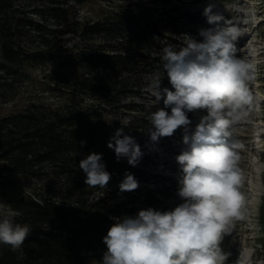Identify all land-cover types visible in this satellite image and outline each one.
<instances>
[{
    "label": "trees",
    "instance_id": "1",
    "mask_svg": "<svg viewBox=\"0 0 264 264\" xmlns=\"http://www.w3.org/2000/svg\"><path fill=\"white\" fill-rule=\"evenodd\" d=\"M88 1L24 0L38 16L34 20L16 0H0V100L9 91L6 77L54 58L60 70L50 73L53 90L66 96L57 106L31 103L0 118V203L14 212L16 223L32 229L16 251L0 244V264H91L107 250L103 237L117 218L157 208L159 199L149 192L113 200L110 188L129 165L125 158L117 161L107 144L119 128L132 136L151 127L149 115L163 107L148 91L153 74H159L161 89L174 90L162 50L185 46L184 30L174 26L178 7L171 0H153L161 9L111 0L118 10L83 22L76 8ZM180 15L186 24L193 21L189 12ZM128 98L141 102L126 103ZM93 152L102 154L111 174L106 188L87 186L79 168ZM168 185L180 188L179 180Z\"/></svg>",
    "mask_w": 264,
    "mask_h": 264
},
{
    "label": "clouds",
    "instance_id": "2",
    "mask_svg": "<svg viewBox=\"0 0 264 264\" xmlns=\"http://www.w3.org/2000/svg\"><path fill=\"white\" fill-rule=\"evenodd\" d=\"M213 7H205L203 15L208 24L217 25L224 18L215 14ZM248 17L255 25L258 23L254 12L249 11ZM225 23L223 28L201 29L202 42L188 37L179 50L173 45L163 48V69L174 90L161 89L158 73L150 78L155 102L159 105L163 101V107L148 117L151 142L156 144L161 137H170L182 128L183 143L188 145L176 157L182 170L178 195L184 202L170 211L148 208L135 217L117 218L103 237L107 250L99 264H224L230 255L223 252L220 242L232 231L236 220L245 218L238 151L242 145L234 131L245 106L252 102L248 82L255 68L237 56L234 42L241 30L230 21ZM255 55L260 56V52ZM256 101L257 125L251 123V140L254 128L264 130L258 118L264 105ZM200 109H205L207 115L190 131L187 113ZM80 143L83 146L86 141ZM107 147L114 150L117 161L127 158L131 166L143 156L140 145L124 134L123 128L115 131ZM79 168L89 187L106 188L111 180L100 153L88 154ZM138 187V181L128 172L119 184L121 193ZM31 234V226L16 223L0 203V244L16 251Z\"/></svg>",
    "mask_w": 264,
    "mask_h": 264
},
{
    "label": "rangeland",
    "instance_id": "3",
    "mask_svg": "<svg viewBox=\"0 0 264 264\" xmlns=\"http://www.w3.org/2000/svg\"><path fill=\"white\" fill-rule=\"evenodd\" d=\"M140 1L161 9L160 4H156V6L152 4L153 0ZM171 2L173 6L178 7L179 14L174 15L173 19H180L174 22V26H179L184 30L182 37L184 44L188 37L202 42L203 37L199 34L201 29L223 28L226 26L225 22L230 21L233 26L241 30L239 38L234 42L238 49L237 56L255 68L254 77L248 82V89L253 101L250 105L245 106V114L242 120L235 125L234 131L235 138L242 145L238 151L240 154L239 167L243 173L240 190L245 196L243 208L245 218L234 222L232 231L224 235L220 247L224 253H230L224 264H239L240 261L243 264H264V152H262L264 147L260 151L258 148L255 149L253 141L250 139L252 124L257 125L254 117L257 116L258 110H254L257 108L254 103L257 102L256 99H259L264 105V0H171ZM26 4L24 0H16V5L21 12L38 20L37 15L29 13ZM209 4L214 5L213 12L215 14H222L224 18L217 25L208 24L207 18L203 15L205 7ZM117 5H119L118 2L111 0H89L76 9L79 19L87 22L110 16L118 10ZM249 11L255 13L256 21H258L256 25L252 20L249 22ZM185 12L191 13L194 18H199L201 23H197L198 20L193 18L190 24H186V20H182L183 17L180 15ZM241 14L245 15L246 20L241 19ZM257 52H260V56L255 55ZM59 63L58 58H54L46 64L24 66L22 74L18 73L17 75L16 73L6 77L4 79L5 91H9L0 100V118L22 112L31 103H42L47 106H57L63 103L66 96L53 90L50 80V73H57L60 70ZM62 80L60 77V81ZM148 91H151V88ZM148 100H150L149 104L154 105V100L151 98ZM134 101L141 102L136 98L135 100L132 98L125 100L126 103ZM168 111L170 113V109ZM187 115L191 121L189 129L194 131L201 118L207 115V111L200 109L189 112ZM259 116L264 121V107H262ZM115 117L121 121L125 119L123 115L120 117L119 114ZM113 118L114 115H111L110 119ZM262 121L260 123L264 126ZM183 135V129H177L172 136L161 137L156 144L151 142L148 130L132 135L140 145L143 156L136 166H131L127 162L129 168L122 170L118 180L110 188L113 190L111 194L113 200L117 202L126 194L138 197L141 193L149 192L154 197H158L156 210L161 212L174 210L176 206L183 203L184 200L178 195L179 189L173 190L168 185L170 180L180 181L182 175L176 157L188 148V145L183 143ZM125 159L127 160V158ZM126 172L134 176L139 187L134 191L121 193L119 184L125 178ZM136 200L139 204L141 199ZM5 212L11 217L14 215V212L7 207H5ZM103 254L104 251L99 250V259L91 264H99Z\"/></svg>",
    "mask_w": 264,
    "mask_h": 264
},
{
    "label": "bare ground",
    "instance_id": "4",
    "mask_svg": "<svg viewBox=\"0 0 264 264\" xmlns=\"http://www.w3.org/2000/svg\"><path fill=\"white\" fill-rule=\"evenodd\" d=\"M258 103V102H257ZM256 104V103H255ZM262 120H260V122H261ZM262 122H264V121H262ZM198 123V122H197ZM258 130H260V129H258Z\"/></svg>",
    "mask_w": 264,
    "mask_h": 264
}]
</instances>
